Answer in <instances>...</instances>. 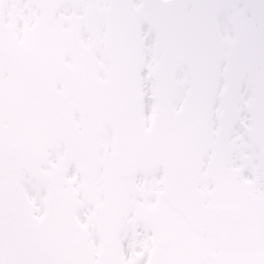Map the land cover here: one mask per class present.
Listing matches in <instances>:
<instances>
[{
  "label": "rangeland",
  "instance_id": "obj_1",
  "mask_svg": "<svg viewBox=\"0 0 264 264\" xmlns=\"http://www.w3.org/2000/svg\"><path fill=\"white\" fill-rule=\"evenodd\" d=\"M204 1L207 4V0ZM235 1L221 0L219 7L211 8L201 17L197 24L201 30L212 25L214 29L206 36L205 43L200 42L192 50V58L176 47V38L154 46L151 35L145 43H141L139 34L142 31L137 38L132 30L129 37L127 29L136 27L140 20L138 15L133 16V0H0V38L5 42L3 49L10 57L14 58L17 53L21 61L28 62V71L23 69V72H27L25 75L33 84L40 75H47L43 70L49 62L44 66L43 63L53 58V51L59 55L79 57L80 48L75 37L82 39V45L89 47L90 53L87 54L93 56L101 40L111 42L115 52L113 66L108 72L111 75L123 69L122 52L115 45L117 37L122 40L121 46L135 47L133 57L140 49L139 59L133 58L130 67L138 64L149 66V74L143 76L147 89L146 117L154 110L156 126L160 131L177 132L184 136L188 126L196 120L205 126L207 135L197 148L204 157L203 175L208 176L215 171L220 176V184L214 179L207 187L217 193L216 190L222 186L226 189L237 185L240 189L237 190L236 201L248 211L258 212L264 211V104L259 102L264 97V87L260 86L264 85V55L258 54L264 31L261 20L264 12H259L258 5L251 10L252 13L235 11ZM241 1L250 5L248 0ZM93 3L101 6L105 13V18L98 23H90L83 17L87 5ZM186 9L189 7L184 10L189 14ZM196 9L190 10V14ZM62 16L66 18V23L61 20ZM107 21L111 22V34H105L100 29ZM80 23L82 32L78 27ZM241 24L245 33L240 34ZM232 30L238 34L236 39H231ZM177 54L180 55L175 58ZM228 57L235 69L230 76V84H225L228 92L223 99V117L219 120L215 117L218 109L214 106L219 100L217 91L224 77L223 61ZM91 60L86 56L82 64L91 66ZM0 61L3 64L7 61L1 52ZM58 62L54 60L51 64ZM151 62L157 66H151ZM136 77L134 75L135 83ZM7 89L9 86L3 84L2 91ZM3 103L4 99L1 100ZM244 112L248 125L244 122ZM221 115L220 110L218 116ZM224 121L226 125L233 123L226 129ZM214 183H217L216 186L211 185ZM200 184L202 186V179ZM212 192L209 191L210 199L214 198ZM219 195L224 197L220 189ZM85 197L86 191L82 188L83 200ZM88 198L89 195L86 202ZM147 205L163 214L164 202L159 200L156 206L148 200ZM149 213L153 214V211ZM113 217L110 221L109 216H101L94 209L91 215L83 212L82 217L72 216L73 225H82V244L79 247L85 252L82 261L87 264H146V257H151L154 264H232V260L236 264L237 259L251 254L246 249L222 253L223 247L216 237L193 232L184 225L180 216H174L176 224L182 222L176 238L168 236L173 231L169 223L134 216L131 208L120 207ZM97 226L103 229L101 236L96 233ZM254 254L264 264V244ZM255 259L250 258L245 263L253 264Z\"/></svg>",
  "mask_w": 264,
  "mask_h": 264
},
{
  "label": "water",
  "instance_id": "obj_2",
  "mask_svg": "<svg viewBox=\"0 0 264 264\" xmlns=\"http://www.w3.org/2000/svg\"><path fill=\"white\" fill-rule=\"evenodd\" d=\"M166 2V1H165ZM94 10L90 7L88 11ZM163 11L168 19L176 13L171 8L163 6L159 0H144V12L152 23H162ZM98 16V12H96ZM133 101V106L134 100ZM130 102L119 101L112 110V120L116 133L113 147V159L120 173L130 174L137 167H151L162 164L166 176L165 196L170 203L186 215L190 225L198 230H207L208 233L217 232L218 236L232 245L237 240L246 245H255L259 241L261 232L246 226V216L236 207L225 208L220 205L205 206L202 197L196 189L197 169L200 162L187 146L185 140L177 135L158 138L152 131L147 139L142 138L140 129L125 128L133 124L130 122L132 114L136 113ZM135 117V116H134ZM195 131L191 134L195 140ZM254 231V232H253ZM70 264H77L69 261ZM58 264H65L58 261Z\"/></svg>",
  "mask_w": 264,
  "mask_h": 264
},
{
  "label": "flooded vegetation",
  "instance_id": "obj_3",
  "mask_svg": "<svg viewBox=\"0 0 264 264\" xmlns=\"http://www.w3.org/2000/svg\"><path fill=\"white\" fill-rule=\"evenodd\" d=\"M69 78H65L68 81ZM87 83V81H86ZM78 88L71 89L67 86L64 98L56 97L46 103V109L50 115V125L56 130L48 134H38L27 132L16 139L17 151L21 152L22 157L18 161V166L12 167L11 180L9 185L16 183L15 188L31 187L37 195L42 207L38 211L40 214L48 215L53 207L50 206L52 197L54 198V182H63L66 175V159L70 155L77 156L74 162V168L82 165V129L87 125V115H92V125L98 124L100 118L97 116V100L101 93L100 88L95 89L94 86L82 88V75L78 80ZM79 92L81 100L78 102L70 99L71 93ZM83 99V102H82ZM103 150L102 142L97 140L93 147ZM38 157L37 164L34 158ZM69 166H67L68 168ZM10 177V175H7ZM5 184H7L5 182ZM13 195L16 192L12 191ZM58 208L62 211H68L64 207L69 204L66 193H57ZM32 211H23L20 209L19 216H31ZM39 243L48 246L51 250L66 254L69 251V240L60 232L55 237L50 234L44 236V232L39 231L35 234Z\"/></svg>",
  "mask_w": 264,
  "mask_h": 264
},
{
  "label": "snow or ice",
  "instance_id": "obj_4",
  "mask_svg": "<svg viewBox=\"0 0 264 264\" xmlns=\"http://www.w3.org/2000/svg\"><path fill=\"white\" fill-rule=\"evenodd\" d=\"M261 7L264 8V3ZM261 20L264 22V15ZM258 54L264 55V31L258 45ZM0 264H58L50 251L13 216L8 195L2 184H0Z\"/></svg>",
  "mask_w": 264,
  "mask_h": 264
}]
</instances>
